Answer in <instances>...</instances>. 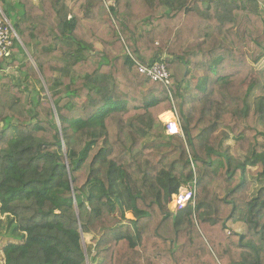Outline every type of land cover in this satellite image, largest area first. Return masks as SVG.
I'll return each instance as SVG.
<instances>
[{"label": "trees", "instance_id": "trees-1", "mask_svg": "<svg viewBox=\"0 0 264 264\" xmlns=\"http://www.w3.org/2000/svg\"><path fill=\"white\" fill-rule=\"evenodd\" d=\"M0 8L23 44L13 38L8 61L23 80L0 74V216L23 233L3 247L5 264H264L259 0ZM157 62L168 86L138 71ZM38 71L41 89H22ZM174 109L184 136L160 123ZM194 180L195 208L171 211Z\"/></svg>", "mask_w": 264, "mask_h": 264}, {"label": "built area", "instance_id": "built-area-1", "mask_svg": "<svg viewBox=\"0 0 264 264\" xmlns=\"http://www.w3.org/2000/svg\"><path fill=\"white\" fill-rule=\"evenodd\" d=\"M16 37L17 34L12 25L8 22L7 18L4 15L0 16V74H8V71L11 70L8 66V61L10 60L13 52V38ZM3 60H6L7 63H3ZM137 65L139 73L147 76L154 82H161L166 86L170 84L171 73L168 71L164 63L157 62L153 65L137 63ZM171 113L173 114L174 119L168 122L162 119L164 114L160 116L165 127V133L168 136H183V128L176 110L174 109ZM196 197L197 182L194 180L193 184H183L180 186L178 191L171 196L169 207L173 212H178L189 206L195 208ZM228 234L230 235L231 232H228Z\"/></svg>", "mask_w": 264, "mask_h": 264}, {"label": "rangeland", "instance_id": "rangeland-1", "mask_svg": "<svg viewBox=\"0 0 264 264\" xmlns=\"http://www.w3.org/2000/svg\"><path fill=\"white\" fill-rule=\"evenodd\" d=\"M246 1V0H245ZM259 2H260V5H261V8H262V11H263V17H264V0H259ZM18 6V5H17ZM8 20V19H7ZM8 22L12 25V23L8 20ZM12 27H13V25H12ZM86 27L89 29V31L91 32V33H93V32H96V31H98L99 32V39L100 40H102V41H109L110 39H112L113 37H114V29H113V27L112 26H107L106 28H104V29H102V30H100L99 29V27L97 26V25H95V24H92V23H86ZM17 34V33H16ZM16 39L18 40V42L20 43V41H21V39H20V37L17 35V37H16ZM19 39H20V41H19ZM99 40V41H100ZM22 42V41H21ZM99 43V42H98ZM21 44V43H20ZM100 45V44H99ZM101 47V46H100ZM15 52H17V50H15ZM27 53V52H26ZM17 54V53H16ZM17 57H19V56H22V55H19V54H17L16 55ZM21 59H22V57H20ZM19 58V59H20ZM20 59V60H21ZM30 60H32L31 58H30ZM264 59L259 63V64H253V66L255 67V70H257V71H264ZM35 65V64H34ZM38 74H39V76H40V78H41V80H40V82L39 81H37V80H35V79H32V78H28V79H26V77L24 78V82H23V85H22V89H28V90H31V89H34V88H36V89H38V90H40L41 89V85L42 84H45L44 83V79H43V76L41 75V73L38 71ZM7 76H9V77H11V78H14L16 81H17V79L18 78H22V80H23V77L21 76V74L18 72V69H17V67L15 68V67H13V66H11V70H9L8 71V74H7ZM9 84H7V86L6 85H4L3 87H4V89H6V90H8L9 89V86H8ZM6 86V87H5ZM171 115V114H170ZM164 121H167V120H171L172 118H162ZM159 120H160V123L163 125V123H162V121H161V118L159 117ZM57 121H58V118H57ZM164 126V125H163ZM182 126V125H181ZM165 128V127H164ZM166 134V133H165ZM167 135V134H166ZM184 136V135H183ZM230 144H232L233 145V142L231 141L230 142ZM253 170H255V168L253 169ZM252 181H253V188H252V194L254 195L255 194V192H256V190H257V186H258V184L254 181V179L252 178ZM170 200H171V197H170V199H169V202H168V207H169V204H170ZM3 219L4 218V220H1L2 222H4L5 223V217H1L0 216V219ZM5 227H4V229H5V231H3V230H0V251L3 249V246H6L7 244H6V238H4L3 236L6 234V237H8V240H10L9 238H11L13 235H14V237L15 238H18V239H21V237H20V234H19V232H17V227L15 226V224H13L12 222H8L7 221V224L5 223ZM231 228H233L235 231H237V232H241L240 231V228L238 227V228H235V226H233V227H231ZM232 229H228L227 230V233L228 232H231L232 233V231H231ZM12 232V233H11ZM19 235V236H18ZM91 239H92V236H85L84 235V237H83V239H82V244H83V248H84V251H85V253H86V255H87V247H88V245H91ZM11 240H13V239H11ZM88 256V255H87ZM1 261L3 262L2 264H4V261H5V259L4 260H1V258H0V264H1ZM89 263V260L87 259V264Z\"/></svg>", "mask_w": 264, "mask_h": 264}, {"label": "crops", "instance_id": "crops-1", "mask_svg": "<svg viewBox=\"0 0 264 264\" xmlns=\"http://www.w3.org/2000/svg\"><path fill=\"white\" fill-rule=\"evenodd\" d=\"M9 1H10V0H9ZM35 2H39V0H35ZM0 12H1V13H0V16H3V15L5 16V14H4L3 11L1 10V8H0ZM5 17H6V16H5ZM168 113H169V112H168ZM169 118H172V117H169ZM1 217H2V216H1ZM4 217L6 218V219H5V220H6L5 223L7 224V221H8V220H7V217H6V216H4ZM1 220H4V218H3V219H2V218L0 219V230L5 231L4 227H5L6 225H5V223L2 222ZM238 227L240 228V231H241V230H242V227H241L240 225H236V226H235V228H238ZM19 234H20V237H22V234H23V233L21 234V233L19 232ZM18 236H19V235H18ZM13 237H14V235H13ZM14 238H15V237H14ZM16 239H17V238H16ZM10 241H11V240H8V239H7L5 242H6V244H7V243L10 242ZM3 247H4V246H3ZM0 258H1V260H4V259H5V258H4V253H3V249L0 251ZM2 263H3V262L1 261V264H2Z\"/></svg>", "mask_w": 264, "mask_h": 264}, {"label": "water", "instance_id": "water-1", "mask_svg": "<svg viewBox=\"0 0 264 264\" xmlns=\"http://www.w3.org/2000/svg\"><path fill=\"white\" fill-rule=\"evenodd\" d=\"M19 41H20V39H19ZM20 43H21V45L23 46V44H22V42L20 41ZM2 130H3V124H1V127H0V132H2ZM0 139H1V136H0ZM66 154V153H65ZM81 236H82V238L84 237V233L81 231ZM89 264V263H88Z\"/></svg>", "mask_w": 264, "mask_h": 264}, {"label": "bare ground", "instance_id": "bare-ground-1", "mask_svg": "<svg viewBox=\"0 0 264 264\" xmlns=\"http://www.w3.org/2000/svg\"><path fill=\"white\" fill-rule=\"evenodd\" d=\"M165 115H166V113L163 116H165ZM163 116H162V118H163ZM171 116H172V119L171 120H173L174 119L173 114H171ZM171 120H167L166 122L171 121Z\"/></svg>", "mask_w": 264, "mask_h": 264}]
</instances>
